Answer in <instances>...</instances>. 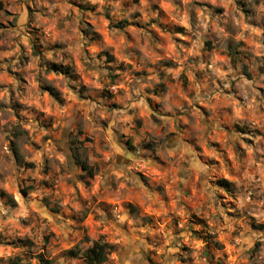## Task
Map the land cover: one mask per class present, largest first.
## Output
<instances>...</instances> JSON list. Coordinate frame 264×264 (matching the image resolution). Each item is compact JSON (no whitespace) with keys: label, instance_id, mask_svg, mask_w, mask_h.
<instances>
[{"label":"clouds","instance_id":"9594fccd","mask_svg":"<svg viewBox=\"0 0 264 264\" xmlns=\"http://www.w3.org/2000/svg\"><path fill=\"white\" fill-rule=\"evenodd\" d=\"M0 264H264V0H0Z\"/></svg>","mask_w":264,"mask_h":264}]
</instances>
